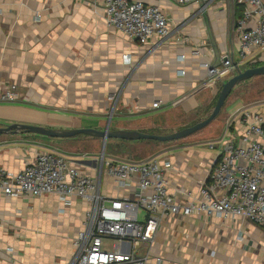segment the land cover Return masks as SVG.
<instances>
[{
  "label": "crops",
  "instance_id": "1",
  "mask_svg": "<svg viewBox=\"0 0 264 264\" xmlns=\"http://www.w3.org/2000/svg\"><path fill=\"white\" fill-rule=\"evenodd\" d=\"M141 1L165 12L167 37L146 44L130 39L107 24L95 0H0V93L14 85L17 95L14 101L0 99V126H109L168 134L207 118L227 79L210 76L202 64L219 65L225 53L239 60L241 5L236 0ZM244 64L264 65V49L253 48ZM260 78L264 75L236 85L219 115L188 137L114 138L104 148L101 138L84 134L0 133V166L19 171L39 152L54 150L94 177L104 196L136 198L141 193L136 179L117 183L100 172L102 158L142 162L158 156L172 163L169 193L186 203L208 182L224 142L240 141L245 111L264 112V92L256 86ZM155 101L161 102L157 108ZM89 206L76 197L64 204L53 193L10 197L0 190V264H70ZM146 252V264H264V227L242 217L169 216L159 222Z\"/></svg>",
  "mask_w": 264,
  "mask_h": 264
},
{
  "label": "built area",
  "instance_id": "2",
  "mask_svg": "<svg viewBox=\"0 0 264 264\" xmlns=\"http://www.w3.org/2000/svg\"><path fill=\"white\" fill-rule=\"evenodd\" d=\"M95 1L101 3L109 26L140 44L170 34V21L159 5L141 0ZM199 1L173 0L176 4ZM236 1L242 7L237 25L239 60L235 61L233 53H225L219 65L202 64L210 76L218 79L235 75L253 56V48L264 49V0ZM16 97L14 85L0 93L2 101H14ZM160 104L155 101L152 107ZM243 117L246 130L240 141L224 142L208 182L198 197L186 203L177 202L169 193L167 172L172 163L158 156L142 162L102 158L100 172H106L117 183L136 179L141 190L136 198L104 196L94 177L77 168L69 156L54 150L39 152L19 171L0 166V190L10 197L53 193L64 204H70L73 197L89 203L84 228L74 240L75 255L70 264H146L147 252L142 251L149 248L165 217L205 213L242 217L264 227V112L246 110ZM141 213L146 214L143 220Z\"/></svg>",
  "mask_w": 264,
  "mask_h": 264
},
{
  "label": "water",
  "instance_id": "3",
  "mask_svg": "<svg viewBox=\"0 0 264 264\" xmlns=\"http://www.w3.org/2000/svg\"><path fill=\"white\" fill-rule=\"evenodd\" d=\"M264 75V65L250 67L245 70L238 69L237 73L230 77L227 81L222 84L221 91L218 95L216 104L211 112V114L193 124L184 128H181L177 131L168 133V134H158V133H147L137 130H114L110 129L109 126H106L105 129L100 130L91 127L70 129V130H61L47 128L38 125L26 124V123H11L7 125L0 126V133L3 134H18V133H32L38 134L40 136L50 137V138H69L74 137L79 134L88 135L91 137L101 138L104 144L108 139H121L127 141H136V140H154L159 142L179 140L185 137H188L197 131L203 129L209 125L221 112L227 98L233 91L234 87L239 83L246 81L252 77Z\"/></svg>",
  "mask_w": 264,
  "mask_h": 264
},
{
  "label": "rangeland",
  "instance_id": "4",
  "mask_svg": "<svg viewBox=\"0 0 264 264\" xmlns=\"http://www.w3.org/2000/svg\"><path fill=\"white\" fill-rule=\"evenodd\" d=\"M247 68H249L246 64H244V65H242L241 66V69H243V70H245V69H247ZM229 76H232V74H229L228 76L226 75L224 78L225 79H229L230 77ZM255 77H257V76H255ZM254 77H252V78H250V79H248V80H246V81H243L242 83L243 84H245V83H247V82H249V81H252V79H253ZM262 79H264V78H260V81H259V84L258 85H256L257 87H258V89H257V91H261V92H264V80H262ZM257 80H259V78H257ZM238 86V85H237ZM254 86V85H253ZM45 137V136H44ZM90 137V136H89ZM91 147H89V145L88 146H86V147H84V149L85 150H89ZM126 161H129V160H126ZM141 217H142V214H141Z\"/></svg>",
  "mask_w": 264,
  "mask_h": 264
}]
</instances>
